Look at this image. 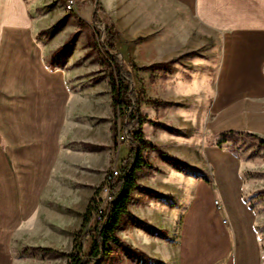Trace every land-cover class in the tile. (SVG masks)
Listing matches in <instances>:
<instances>
[{
	"label": "crops",
	"instance_id": "0c3cea01",
	"mask_svg": "<svg viewBox=\"0 0 264 264\" xmlns=\"http://www.w3.org/2000/svg\"><path fill=\"white\" fill-rule=\"evenodd\" d=\"M97 4L117 33L120 52L115 48L114 55L131 74L138 106L133 73L120 60L128 50L135 60L142 47L148 83L163 87L164 94L162 101H151L163 107L162 118H146L151 128L146 134L147 122L141 128L155 149L142 154L148 166L136 175L139 188L131 195L130 216L117 231L121 244L110 245L111 254L101 264H263L256 212L243 197L241 161L228 150L206 148L213 171L212 180L207 178L202 135L217 139L232 132L264 139V0ZM203 29L220 36L221 43L204 118L200 97L182 101L169 91L182 82L153 79L156 72H176L170 65L182 66L181 59L202 45ZM40 30L25 0H0V86H5L0 88V264H15L18 256L27 259L28 254L67 264L59 253L73 251L75 235L108 170L112 165L120 169L129 155L127 145H115L112 101L100 108L105 101L77 87L78 74L69 65L52 67L47 58L51 48H44ZM11 79L19 83L14 90ZM186 81L189 88L202 89L200 76ZM178 103L188 110L175 107ZM221 141L219 145L226 140ZM31 218L34 225L28 226ZM28 228L50 233L51 240L46 246L22 248ZM92 240L83 239L84 255Z\"/></svg>",
	"mask_w": 264,
	"mask_h": 264
},
{
	"label": "rangeland",
	"instance_id": "374dc122",
	"mask_svg": "<svg viewBox=\"0 0 264 264\" xmlns=\"http://www.w3.org/2000/svg\"><path fill=\"white\" fill-rule=\"evenodd\" d=\"M25 1L28 6L30 18L36 22L39 21L41 30L38 33V37L43 40L44 48H51L50 52L47 54V58L49 59L48 63L52 67H54V65H57V67H66V65H69V67L78 74L76 80L79 81L80 84L77 87L86 90L88 93H93V96L100 98L102 103L105 101V105L100 104L101 106L99 107L107 109L109 103H111V87L109 84V68L104 56V52H106L104 29L112 24L106 15L99 18L101 21L100 24L94 23L93 17L96 12L98 0H73L74 7L70 11L66 9L68 0ZM77 19L82 20L83 23L79 24ZM202 34L204 37L202 45L198 46V49L194 53L190 55L188 53L185 59H181L182 61L180 63H183L186 68H183V64L178 67L176 63H173L170 67L177 68L176 72L172 70L169 73H165L164 76L162 72H156L153 73V79H156V81H161L163 77H166L167 80L168 78L171 80L176 79L175 82H177V85L178 82H182L184 85L170 88L169 91L173 92L175 98H179L182 101L184 98L200 97V101L203 105L204 118L211 102L212 89L210 88H212L211 83L214 79L218 60L220 59L221 43L218 42L220 41V36L216 37L210 35L211 33L207 32L205 29H203ZM119 44L118 42L115 43L117 53L120 52ZM125 47L123 49H125ZM127 48L130 49L129 45H127ZM142 51L143 49L141 47L138 54L139 58L132 60L128 50V52H126L128 57H120V60L126 69L133 73V88L141 100L138 106L141 117L144 119L154 118L158 120V118H162L163 111L161 108L163 107L160 105L161 107L159 108V105H155L151 101L154 99L162 101L164 95L162 90L163 87H154L152 84L148 83L149 71H147L146 68V64L148 63L147 59L143 58ZM196 68L199 69L200 72L196 71ZM194 71H196V73H194ZM193 75L202 78V89L189 88L191 86L188 84V81H186V77ZM191 82L192 81H190V83ZM165 96L169 97L170 95L166 94ZM175 105V107L178 106L181 107V109L185 107L179 105V103ZM115 120L117 126V146H119L122 144L120 137L123 133V125L127 123V118L125 115H120L117 116L116 119L114 115L113 122ZM147 124H149L148 121L144 126L145 134L151 129L147 128ZM257 136L258 135H255L254 137L258 138ZM220 140L221 138L216 139L212 137L210 133L204 132L202 135L204 151L203 170L206 177L212 180L213 171L206 161V148L216 147L220 150H228L241 161L243 169L240 170V173L244 182L243 197L249 200L248 202L251 204L252 209L256 212L254 227L264 254V150L257 146V140L249 136L230 135L226 138L224 144L219 145L218 143ZM113 168L118 167L112 165L107 174ZM104 183L98 190V192H100L95 198L96 203L104 197ZM214 205L216 208H221V203L218 201H216ZM93 220L92 214L90 225L84 228L80 227V230L76 234H81L82 236L85 232L92 230L95 225ZM31 222H33L32 225H34L33 218L28 220V226L31 225ZM45 224L46 219L43 220V225ZM25 237L27 239L24 243L25 246L23 244L21 245L22 248L39 247L40 245L46 246L51 240L50 233L46 231L41 234L32 233L31 228H28V233ZM82 241L83 238L81 239V243ZM57 251L65 252L64 250ZM18 253L19 252H17V255ZM60 254L62 253H59V255ZM18 257L17 259H20V261L17 262L16 260L15 264H22V260L26 259L24 257ZM41 259L43 264H64L61 260H59L58 263H51L45 260V256L41 258L38 254H28L25 264H40Z\"/></svg>",
	"mask_w": 264,
	"mask_h": 264
},
{
	"label": "trees",
	"instance_id": "16d2710c",
	"mask_svg": "<svg viewBox=\"0 0 264 264\" xmlns=\"http://www.w3.org/2000/svg\"><path fill=\"white\" fill-rule=\"evenodd\" d=\"M101 16H104V12L96 4V12L93 17L95 24L101 23L99 20ZM104 34L106 51L104 52V56L109 68L112 109L116 119L120 115H125L127 118V123L122 127V132L126 134V139L122 144L128 146L129 155L119 169V176L111 181L110 193L112 202L105 210L103 221L95 224L92 230L85 232L82 236L81 234H76L73 251L69 254H60V256L67 258V264H101V260L111 254L112 249L110 245L121 244V241L117 237V231L123 219L130 216L128 206L131 195L139 188L136 182V175L140 170L148 166L142 154L146 150L155 149V146L148 142L142 134V125L147 120L141 117L138 111V101L131 86V74L124 71L120 61L114 55L117 33L113 26H107L104 29ZM116 127L115 120L112 127L115 145H117ZM230 135L249 136L257 140V146L264 150V139L248 134L228 132L221 135L222 141L226 140ZM95 207L96 201L94 198L91 200L88 210L84 215L82 228L90 225ZM87 236H90L93 240L89 253L84 255L82 253L81 239Z\"/></svg>",
	"mask_w": 264,
	"mask_h": 264
},
{
	"label": "built area",
	"instance_id": "2783aa9c",
	"mask_svg": "<svg viewBox=\"0 0 264 264\" xmlns=\"http://www.w3.org/2000/svg\"><path fill=\"white\" fill-rule=\"evenodd\" d=\"M73 7H74V1L68 0L66 9L70 11L72 10ZM120 139L122 140L121 142L123 143L126 139V134L122 133ZM118 176H119L118 168H113L106 175L105 183H104L105 185L103 187L104 197L98 203H96V207L93 212V219H94L93 221L95 222V224L101 223L103 221L105 210L107 206L112 202V197L110 193V184H111V181L116 179Z\"/></svg>",
	"mask_w": 264,
	"mask_h": 264
},
{
	"label": "bare ground",
	"instance_id": "6f19581e",
	"mask_svg": "<svg viewBox=\"0 0 264 264\" xmlns=\"http://www.w3.org/2000/svg\"><path fill=\"white\" fill-rule=\"evenodd\" d=\"M4 31H6V30H4ZM15 31H17V30H15ZM6 32H7V31H6ZM10 32H11V31H10ZM12 32H13V31H12ZM8 33H9V31H8ZM17 33H19V32H17ZM22 33H24V32L22 31L21 34H22ZM4 35H5V34H4ZM4 35H3V38H5ZM7 36H9V35H7ZM20 37H21V36H20ZM9 38H10V37H9ZM17 38H19V36H18ZM20 39H21V38H20ZM8 40H10V39H8ZM12 40H13V39H11L10 41H12ZM12 42H13V41H12ZM26 42H27V41H26ZM6 46H7V44H6ZM26 46H27V45H26ZM4 47H5V46L3 45V48H4ZM2 52H3V51H2ZM5 53H6V52H5ZM15 59H16V58H15ZM5 61H6V60H5ZM23 61H24V60H23ZM26 62H28V61H26ZM29 66H30V65H29ZM26 70H28V69H26ZM27 73H28V74H29V73L31 74V71H30V72H27ZM8 74H9V72H8ZM30 74H29V75H30ZM29 75H28V76H29ZM38 76H39V75H38ZM31 77H32V76H31ZM13 78H14V77H13ZM7 79H8V78H7ZM27 80H28V79H27ZM32 80H33V79H32ZM42 80H43V77H42ZM33 81H35V80H33ZM5 82L8 83L7 80H6ZM9 82H10V81H9ZM11 82H13V90H14V89H15V86L18 85L19 83L15 85L14 80L12 81V79H11ZM18 82H19V81H18ZM29 82H30V81H29ZM39 82H41V81H39ZM27 83H28V82H27ZM8 84H9V83H8ZM25 84H26V83H25ZM25 84H23L22 87H24ZM28 84H29V83H28ZM30 84H31V83H30ZM14 85H15V86H14ZM18 86H19V85H18ZM6 87H7V86H6ZM8 87H9V85H8ZM27 87H28V86H27ZM27 87L25 86L26 90H28ZM31 87H32V86H31ZM0 88H5V86H4V87H3V86H0ZM9 89H10V87L8 88V91H10ZM2 90H3V89H2ZM26 90H25V91H26ZM3 91H4V90H3ZM5 91H6V89H5ZM18 91H19V88H18ZM20 91H21V90H20ZM1 100H2V99H1ZM1 100H0V101H1ZM13 107H14V106H13ZM0 114H1V113H0ZM9 115H10V114H9ZM0 116H1V115H0ZM3 116H4V115H3ZM12 120H13V119H12ZM14 120H15V119H14ZM0 124H1V123H0ZM2 126H3V125H2ZM205 220H206V218H205Z\"/></svg>",
	"mask_w": 264,
	"mask_h": 264
}]
</instances>
